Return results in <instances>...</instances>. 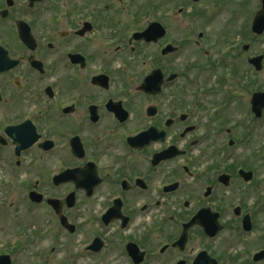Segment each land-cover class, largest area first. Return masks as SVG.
<instances>
[{
	"label": "flooded vegetation",
	"instance_id": "1",
	"mask_svg": "<svg viewBox=\"0 0 264 264\" xmlns=\"http://www.w3.org/2000/svg\"><path fill=\"white\" fill-rule=\"evenodd\" d=\"M225 5L0 0V264H264V0L232 12L249 70L222 40L214 91L196 55Z\"/></svg>",
	"mask_w": 264,
	"mask_h": 264
},
{
	"label": "rangeland",
	"instance_id": "2",
	"mask_svg": "<svg viewBox=\"0 0 264 264\" xmlns=\"http://www.w3.org/2000/svg\"><path fill=\"white\" fill-rule=\"evenodd\" d=\"M227 2V5H225V16L224 17H220L221 22L215 21L212 22L208 28H207V39H208V45L207 48L212 47L213 50H210L209 53L211 54L209 56L208 59H204L202 54H197L196 55V59L198 60V64H202L205 61H209L213 64V67H211L209 69L208 72H206V77H202V80H209V88L212 87V89L215 91L217 89V83L218 82H222L223 84V73H225V69H223V65L221 63V57L223 54L219 53L217 58L215 53L216 52H221V49L223 47V43L221 44V41H225V43H232V45H225V48H228L229 51L227 53V55H225L226 59L225 64L231 66L234 65L235 69L236 66L239 65V67L242 69H244L243 71H246V73H248V67L246 66V61L245 58L246 56H250V54H258V53H263L264 54V37L261 38L260 40H257L255 42H251V40H249L248 38H250L248 35H245V38H243V42L244 43H248L251 42V49H250V54H244L243 52L240 51V46L238 47L237 44L241 42L239 36H238V32L240 29H242L243 26L247 25L246 21L243 20L244 19V14H241L243 12V10H240V15L237 17L233 16V11H237L238 7L241 5L243 0H225ZM253 10V7H252ZM243 16V17H240ZM230 17H234L233 20L230 19ZM218 22V23H217ZM219 41V42H218ZM238 47L236 50H231V47ZM220 49V50H219ZM215 56V57H214ZM215 58V60H214ZM210 63V64H211ZM234 79V78H233ZM257 79L260 80V86H262V88H264V72L261 73L259 76H257ZM258 83V84H259ZM247 86H250L249 83L247 84ZM222 90V85L219 87ZM220 90V93L218 94L220 100L222 99V96H224V92ZM242 98V97H240ZM246 98L248 99V97H245V103H246ZM244 105V104H243ZM236 107H239V104L236 103ZM232 109H235V106H233ZM245 109H246V105H245ZM245 112V110H243V112H241V114H243ZM241 114H239L236 117H233L232 120V124L233 123H239L241 121ZM230 116V115H228ZM264 119V118H263ZM248 119L245 120V122H247ZM249 123V122H248ZM261 126H263V128H261ZM237 131H243V129H238ZM249 131H264V120H262V123H249ZM261 140H264V136L263 133L262 135H260ZM259 137V138H260ZM7 208V207H6ZM8 210V209H7ZM11 211V210H10ZM24 215V214H23ZM17 218H20V216H17ZM23 218H28L27 220H29L30 217H25L22 216ZM45 216L43 215H37L35 216V220L37 225H34L33 227H39L42 224L44 225L46 220H45ZM0 240H4L5 238V242H9L11 246H13V244L11 242H13V240L10 238L12 237L11 235L15 234V229H14V222L2 217L0 219ZM5 227V228H3ZM14 229V230H13ZM34 229V228H33Z\"/></svg>",
	"mask_w": 264,
	"mask_h": 264
},
{
	"label": "water",
	"instance_id": "3",
	"mask_svg": "<svg viewBox=\"0 0 264 264\" xmlns=\"http://www.w3.org/2000/svg\"><path fill=\"white\" fill-rule=\"evenodd\" d=\"M263 29H264V18L260 17V16H256L253 20V23H252V31L255 33H259ZM260 59H261V57H258V58L249 60V62L256 65V64L260 63ZM258 67L259 66H256L257 69H258ZM262 98H264V95H261V94H255L252 97L251 104L253 105V109L258 110V111L254 110L256 112L257 116L259 115L260 108L262 109L264 107V104L262 105L260 103V99H262Z\"/></svg>",
	"mask_w": 264,
	"mask_h": 264
}]
</instances>
